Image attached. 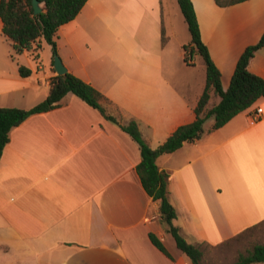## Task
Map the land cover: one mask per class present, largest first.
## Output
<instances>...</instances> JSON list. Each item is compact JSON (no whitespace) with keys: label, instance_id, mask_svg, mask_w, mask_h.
I'll return each instance as SVG.
<instances>
[{"label":"crops","instance_id":"obj_1","mask_svg":"<svg viewBox=\"0 0 264 264\" xmlns=\"http://www.w3.org/2000/svg\"><path fill=\"white\" fill-rule=\"evenodd\" d=\"M191 1L226 89L239 55L264 30V0ZM174 4L87 0L59 27L57 55L103 94L101 104L117 123L68 92L59 106L10 130L0 158V264H192L141 184L138 144L119 126L136 121L155 148L195 117L205 70L197 75L194 60H183L184 46L193 47L178 39L173 23L179 21L168 19ZM1 28L0 19V107L28 109L47 96L57 75L52 55L45 66L40 51L37 59L28 51L13 54ZM20 65L28 76L20 75ZM247 68L264 79V47ZM219 99L211 92V104ZM257 108L262 113L255 116ZM210 127L156 159L168 174L172 223L202 251L264 221V98Z\"/></svg>","mask_w":264,"mask_h":264},{"label":"trees","instance_id":"obj_2","mask_svg":"<svg viewBox=\"0 0 264 264\" xmlns=\"http://www.w3.org/2000/svg\"><path fill=\"white\" fill-rule=\"evenodd\" d=\"M87 0H39L42 11L33 14L31 0H0L1 33L10 44L13 54L23 51L30 52L35 59L39 56L42 41L51 46L53 56L57 54L55 35L64 23L72 20ZM183 20L190 34V44L184 46L183 60L190 64L193 50L205 63V84L201 96L193 108L194 119L179 125L157 147H150L143 139L136 121L130 120L126 124H119L138 144L140 161L136 166L141 184L147 194L154 201H158L162 220L167 224V231L175 241V245L186 254L192 264H201L203 251L199 245L187 242L179 233L172 220L176 213L167 197L168 174L159 170L156 159L163 153H170L178 149L184 142L192 141L204 132V123L208 118L213 119L209 130L221 127L237 113L251 106L258 98H264V79L248 70L247 65L255 51L264 47V30L259 40L246 46L239 55L229 85L226 89L221 86L220 71L213 62L206 45L199 33L195 10L191 0H176ZM245 0H215L219 6H228ZM12 55V54H11ZM21 76H28L30 69L20 65ZM71 92L96 108L106 119L117 123L116 118L106 112L101 101L103 94L91 84L83 81L69 71L56 75L50 79L47 96L28 109L18 107H0V158L3 148L9 141L10 130L19 125L28 116L44 112L60 105L65 94ZM211 92L219 96L216 104L210 103ZM264 223V221L259 224ZM258 225V224H257ZM257 225L246 229L248 231ZM244 231V232H245ZM238 236V235H237ZM151 242L163 253L169 255L161 240L150 233ZM264 264V244L255 243L246 254H239L231 264Z\"/></svg>","mask_w":264,"mask_h":264},{"label":"rangeland","instance_id":"obj_3","mask_svg":"<svg viewBox=\"0 0 264 264\" xmlns=\"http://www.w3.org/2000/svg\"><path fill=\"white\" fill-rule=\"evenodd\" d=\"M177 2V1H176ZM171 17H167L168 19H172V21L178 20L179 22L173 23L175 26V30L177 32V37L181 41H185L186 44L189 43L190 40V34L187 29L186 23L183 20L182 13L180 11V8L177 4H174L173 10H171ZM193 55L191 58L194 60L195 67L194 68L197 71V75L199 74V71L205 70V65L203 62L202 57L196 53L192 52ZM49 54V57L47 55ZM52 55V49L49 44L46 42H43L42 48L40 50V62L45 65V61H48L50 59V56ZM54 58V56H53ZM45 62V63H44ZM48 64V63H47ZM47 64L45 66H47ZM186 65V64H185ZM182 67H188V66H182ZM213 119L208 118L205 123L204 127H209L212 125ZM161 222L165 223L161 220ZM168 227V226H167ZM255 243H261L264 244V223H261L257 225L256 227L245 231L238 236L233 237L230 240H227L223 242L222 244L215 246V247H209V246H203V259L201 260V264H231L234 262L239 254H246L247 250L252 247Z\"/></svg>","mask_w":264,"mask_h":264},{"label":"water","instance_id":"obj_4","mask_svg":"<svg viewBox=\"0 0 264 264\" xmlns=\"http://www.w3.org/2000/svg\"><path fill=\"white\" fill-rule=\"evenodd\" d=\"M33 14H38L42 11V8L39 6V0H31ZM53 69L58 75L64 74L67 69L61 61V58L55 54L53 58Z\"/></svg>","mask_w":264,"mask_h":264},{"label":"built area","instance_id":"obj_5","mask_svg":"<svg viewBox=\"0 0 264 264\" xmlns=\"http://www.w3.org/2000/svg\"><path fill=\"white\" fill-rule=\"evenodd\" d=\"M262 113V108H257L256 109V112H255V116H258V115H260Z\"/></svg>","mask_w":264,"mask_h":264}]
</instances>
